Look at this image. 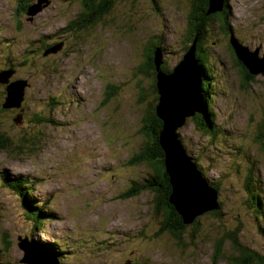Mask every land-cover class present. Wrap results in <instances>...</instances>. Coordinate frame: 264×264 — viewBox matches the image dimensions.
Returning a JSON list of instances; mask_svg holds the SVG:
<instances>
[{
  "label": "rangeland",
  "instance_id": "obj_1",
  "mask_svg": "<svg viewBox=\"0 0 264 264\" xmlns=\"http://www.w3.org/2000/svg\"><path fill=\"white\" fill-rule=\"evenodd\" d=\"M36 1L0 0V69L16 66L8 83H26L20 109L8 110L1 109L8 86L0 85V136L8 141L0 148V174L30 178L34 202H47L54 218L34 227L0 184V264H26L19 244L27 241L36 262L239 264L228 261L237 257L228 238L233 232L264 258V220L244 189H258L264 201V75L243 82L224 33L227 23L243 47L263 58L264 0H227V19L211 23L201 44L216 133L194 118L178 133L204 178L218 186L220 210L197 217L181 237L162 230L166 214L156 211L149 192L123 195L153 174L149 164H130L150 143L142 130L154 106L146 54L160 43L163 66L173 70L189 49L188 15L200 0H116L87 29L74 26L83 11L79 0H48L30 18L23 7ZM59 44L62 50L44 56ZM54 242L57 258L44 248Z\"/></svg>",
  "mask_w": 264,
  "mask_h": 264
},
{
  "label": "water",
  "instance_id": "obj_2",
  "mask_svg": "<svg viewBox=\"0 0 264 264\" xmlns=\"http://www.w3.org/2000/svg\"><path fill=\"white\" fill-rule=\"evenodd\" d=\"M209 6L206 16L220 14L226 9V0H208ZM48 5V0H37L27 10L30 18L41 13ZM197 44L195 39L182 60L169 73L163 71V52L161 48L154 51L153 64L155 67L156 89L158 103L156 116L163 123L160 134V147L164 153L165 168L169 176L171 194L169 204L175 209L182 219L184 226L194 224L197 217L206 213L220 210L218 202L219 193L200 172L198 165L187 154L182 145L178 130L182 129L188 119L203 115L205 112V77L197 58ZM61 45V46H60ZM60 46V47H58ZM230 46L236 59L243 65L251 76L264 75V56L259 58V52H250L231 36ZM63 45L50 47L44 54H57ZM52 48V49H51ZM14 70L0 72V85L8 86L7 99L2 106L8 110V106L19 108L23 101L22 86L24 82L9 84L8 78ZM16 94L17 96H14ZM25 252L26 264H56L50 260L34 261L30 255H36V248L28 241L19 244ZM58 261V260H57ZM59 262V261H58ZM57 262V264H58Z\"/></svg>",
  "mask_w": 264,
  "mask_h": 264
},
{
  "label": "trees",
  "instance_id": "obj_3",
  "mask_svg": "<svg viewBox=\"0 0 264 264\" xmlns=\"http://www.w3.org/2000/svg\"><path fill=\"white\" fill-rule=\"evenodd\" d=\"M21 1V0H20ZM116 0H79L81 4L83 5V13H81L80 18L78 20V24L75 23L74 26H77L79 29H87L88 27H94L97 23H99L105 14H108L111 10L114 2ZM126 1V0H122ZM227 2V0H226ZM227 5V3H226ZM209 1L208 0H200L198 3L193 4V8L190 10L189 16V26H188V33L187 37L185 38V41L190 44H192L193 40L197 37H199L198 44H197V58H199V64L202 66L203 73L204 70V64H209L205 60V55H201V44L206 38V31L211 23L214 21H221L222 19L226 20L227 15L226 11L212 15L210 17L206 16V12L208 10ZM29 4L25 5L23 7V12L25 13L28 10ZM80 25V26H79ZM224 33L227 36H231L232 32L229 30V25L225 23V30ZM160 43H156L153 45V47L148 51L146 54L147 61L146 66L144 68V72L152 79V92L154 95V106H150L147 110L146 114L143 117L144 125L142 127V130L144 134L149 139L148 148H146L145 152H142L141 156L138 158H135L131 160L130 164H140V163H146L149 164L150 168L153 171V174H151L141 185L139 183L133 182L132 186L128 189L126 193H124L123 197H133L138 196L139 194L143 193L144 191L149 192L152 196L156 198V202L158 204L157 208H161L165 214V221H164V228L162 230H170L172 233L174 232V236L178 235V237H181L185 228L187 226H184L182 223V219L180 216L176 213L175 209L169 204V197L171 194V187L169 184V177L165 170V160H164V153L161 150L159 141H160V134L162 132L163 123L159 120V118L156 116V106L158 102V93L156 89V78H155V67L153 64L154 60V50L156 47H158ZM189 46V45H188ZM187 46V47H188ZM189 46V47H190ZM187 47L185 50H187ZM50 48L44 50L43 53H45ZM233 52V51H232ZM237 64L240 66V68L243 70L246 75H248L247 70L243 67V65L237 61ZM9 67L8 69L16 70L14 65L7 64ZM210 65V64H209ZM162 69L164 72L169 73L171 70H168L165 68V66H162ZM6 70V69H5ZM3 71L0 69V72ZM204 73V77L207 81V76ZM249 76V75H248ZM251 81L254 80V77L250 76ZM251 81L246 80L245 83H251ZM207 85V86H206ZM210 84L207 82L203 87L206 89H210ZM205 107L207 108L206 112L203 114L205 115V119L203 118V115H197L194 120H198L200 123L202 130H205L206 133H216L215 131V125H214V118L212 116V113L209 112L208 107L209 104L212 102V97L210 96V92H205ZM5 100L1 103V109ZM156 104V105H155ZM155 107V108H154ZM38 124H40L41 119L37 118L35 120ZM209 131V132H207ZM8 145V141L6 138L0 136V148L6 149ZM199 168V167H198ZM200 170V169H199ZM209 182V181H208ZM210 183V182H209ZM0 184L5 187L8 192H11L21 203L23 209H24V215L27 217V219L32 223V225L36 228H40L43 226L47 221L53 219V214L47 210V202H40L37 203L34 202V198L32 196V190L31 187L33 185V182L28 177H23L22 175H12L9 172H2L0 174ZM214 187L218 193L219 189L218 186H215V184L211 185ZM245 192H247L248 197L250 199L247 201L249 203L250 208L253 209L255 215H257L258 220L261 221V219L264 220V201L261 199V192H259L258 189H254L252 187H248L246 184L245 186ZM137 190V191H135ZM127 199V198H126ZM43 209V210H42ZM214 217V215H218V213H210ZM167 226H169L167 228ZM261 233L262 230L259 228ZM236 233V234H235ZM229 242L231 243L234 251L237 253V257L229 258L228 261L230 263H239V264H260V262H264V258H261L256 252L249 250L247 247H244L240 244L239 238L237 236V232H233L229 234ZM55 241V240H54ZM55 244L50 245H44V248L52 255L53 257L57 258L60 255V252L58 251L57 242H54ZM216 253L214 255V259L224 260L221 255V251L218 250L219 247L222 249V242L219 241L216 243ZM2 253L0 251V263L2 261Z\"/></svg>",
  "mask_w": 264,
  "mask_h": 264
},
{
  "label": "flooded vegetation",
  "instance_id": "obj_4",
  "mask_svg": "<svg viewBox=\"0 0 264 264\" xmlns=\"http://www.w3.org/2000/svg\"><path fill=\"white\" fill-rule=\"evenodd\" d=\"M80 3H81V2H80ZM81 7H82V10H83V5H82V4H81ZM223 12H224V11H223ZM82 13H83V11H82ZM234 55H235V54H234ZM235 57H236V56H235ZM237 61H238V60L235 59V62H236V63H237ZM238 62H239V61H238ZM237 65H238V64H237ZM145 66H146V63H145ZM244 74H245V76H244V80H243V82L246 81L247 79H250V76H251L249 73H248L249 76L246 75V73H244ZM252 77H254V76H252ZM165 170H166V168H165ZM168 177H169V176H168ZM169 184H170V183H169ZM170 187H171V186H170ZM160 210H162V209L156 207V211H157V212H159ZM164 213H165V212H164ZM164 215H165V214H163V216H164ZM164 221H165V217H164ZM164 221H163V223H164ZM163 223H162V225H163ZM168 227H169V226H167V228H168Z\"/></svg>",
  "mask_w": 264,
  "mask_h": 264
},
{
  "label": "bare ground",
  "instance_id": "obj_5",
  "mask_svg": "<svg viewBox=\"0 0 264 264\" xmlns=\"http://www.w3.org/2000/svg\"><path fill=\"white\" fill-rule=\"evenodd\" d=\"M26 15H27V14H26ZM5 23H6V22H5ZM229 43H230V42H229ZM199 65L201 66V64H199ZM201 69H203L202 66H201ZM181 142H182V141H181ZM182 145H183V144H182ZM42 210H43V209H42ZM24 253H25V252H24Z\"/></svg>",
  "mask_w": 264,
  "mask_h": 264
}]
</instances>
